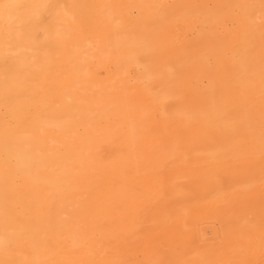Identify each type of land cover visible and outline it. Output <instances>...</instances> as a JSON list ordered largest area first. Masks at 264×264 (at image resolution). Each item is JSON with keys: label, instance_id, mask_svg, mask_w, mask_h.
<instances>
[{"label": "bare ground", "instance_id": "obj_1", "mask_svg": "<svg viewBox=\"0 0 264 264\" xmlns=\"http://www.w3.org/2000/svg\"><path fill=\"white\" fill-rule=\"evenodd\" d=\"M263 2L62 0L54 8V0H0V106L20 121L12 126L0 118V257L7 262L2 264H11L19 252L22 263L39 264L37 241L44 232L65 254L81 251L80 218L92 216L82 199L90 182L112 192L106 210L120 213L99 228L110 233L127 264H139L145 255L146 264L215 263L236 235L250 238V261L264 262V96L251 87L264 74V15H255ZM49 11L50 23H37ZM37 32L51 43L38 42ZM87 34L97 39L94 50ZM51 65L63 70L57 78L88 66L94 76L112 67L117 78L101 104L88 105L89 99L72 111L62 105L31 123L27 113L15 114L13 99L36 90V81L28 88L27 80L22 83L29 68L47 76L42 71ZM35 73L30 75L39 77ZM74 117L76 124H90L79 143L71 137ZM105 147L111 149L107 161ZM18 172L52 188L59 207L47 205L34 222H19L18 212L13 216L10 210ZM129 209L137 214H126ZM64 214L69 218H61ZM208 218L217 225L198 226ZM166 241L179 243L180 253L165 254Z\"/></svg>", "mask_w": 264, "mask_h": 264}, {"label": "rangeland", "instance_id": "obj_2", "mask_svg": "<svg viewBox=\"0 0 264 264\" xmlns=\"http://www.w3.org/2000/svg\"><path fill=\"white\" fill-rule=\"evenodd\" d=\"M58 2H60L59 4H58ZM62 3V0H54V3H53V7L54 8H57L58 6H60V4ZM55 4H56V7H55ZM259 6V7H258ZM255 10H256V12H255V15L258 13L259 14V11H260V15H256V17L258 18H262V16L264 15V2L262 3V4H260V5H258L257 4V6H256V8H255ZM258 11V12H257ZM52 12L51 11H49L45 16H43L42 18H40L39 19V21H37V23H40V24H49L50 22V15L49 14H51ZM263 13V14H262ZM48 15V16H47ZM248 15H250V14H248ZM47 16V17H46ZM46 17V18H45ZM49 17V18H48ZM49 19V20H48ZM41 20V21H40ZM42 20H43V22H42ZM48 20V21H47ZM260 19H257V20H255V22H257V23H260L261 22V20L259 21ZM115 23H118L117 21L115 22ZM21 28H24V26L22 27L21 26ZM35 38L37 39V41L38 42H41L42 44H44V45H48V44H50L51 43V41H52V38L50 37V36H45V37H43L42 36V34H41V36H40V32H37L36 33V36H35ZM43 38V39H42ZM47 39V40H46ZM96 40V42H97V39L95 38H91L90 37V34H89V36H88V34H87V37H86V42L89 44V45H91V47H92V49L94 50V48H95V43L96 42H94ZM95 45V46H94ZM94 47V48H93ZM53 65H51V67H52ZM51 67H49V70H48V68H47V70H45V71H42V72H44V73H46L47 74V76L46 75H44L42 72V75L41 74H39L40 73V71H36V69L33 71V70H31L30 68L28 69V71H30V72H27L25 75V77L27 78V79H25V77L22 79L23 81H22V83L23 82H25L26 80V84H23V86L25 85L26 87L28 86V84H29V86H35L36 87V90L35 91H33L32 92V94L31 95H33V97L30 95V94H28V92H26V93H22L21 95H23V96H21V95H19V97L17 96L16 98H14L13 99V102L14 101H16V103H14V104H16V108L14 107V106H10V107H14L13 108V110L14 109H16V111H15V114H24V113H27L25 116L27 117V119L28 118H30V119H28L29 121H31V123H32V121L33 120H31L32 118L34 119V121L35 120H37V119H39L40 120V116H44L45 114H46V112H49V111H51V112H53V111H55V112H59L60 111V109L62 108V105H64V107L65 108H67L68 110L70 109V111H72V110H76V109H78L79 108V105L80 104H88V100L89 99H91L90 100V102H89V104L88 105H93V106H96L97 104H101V103H99V102H101L102 101V97H105V96H107L108 94H107V91L106 90H108L109 89V92L112 90L111 89V86L112 85H114L115 83V79L117 78V75H116V71L114 70V68H112V67H108V69H106V70H109L110 69V71L108 72L107 71V73H106V70L102 73H100V75L102 76V78H101V76L99 75V74H97V75H95L94 76V73L93 72H91L90 73V71L92 70L93 71V68L90 70V67L88 66V67H83V69H82V67H80V68H77V70H76V68H75V71H74V74H73V77L72 76H69L68 74H66L65 72L64 73H61L60 75L62 76V77H58L57 78V76H56V74L58 73V71L60 70V68L58 67V66H53V67H55V68H51ZM50 68L51 69H53V70H50ZM59 68V69H58ZM55 69V70H54ZM79 69V70H78ZM112 69V70H111ZM27 70V69H26ZM80 70H81V72H80ZM89 70V71H88ZM33 71V72H32ZM36 72V73H35ZM39 72V73H38ZM51 72V73H50ZM59 72H63V70H60ZM76 72H77V74H78V77H77V74H76ZM89 72V73H88ZM112 72V73H111ZM33 73H35V75L37 74V75H39V77L38 76H36V78H34L33 76L34 75H30V74H33ZM48 73L49 74H51L50 76L48 75ZM81 73V74H80ZM85 73H86V76H85ZM110 73V74H109ZM28 74V75H27ZM79 74H80V76H79ZM112 74H113V76H112ZM82 75H83V77H82ZM88 75H89V77H88ZM32 76V77H31ZM42 76V78H40ZM45 76H46V78H45ZM56 76V77H55ZM66 76V77H65ZM105 76V77H104ZM109 76H111V77H109ZM31 77V78H30ZM48 77V78H47ZM65 77V78H64ZM79 77H82V79L83 80H81ZM94 77H96V79H94ZM108 77H109V81H108V83H106L105 84V82H101V81H104L103 79H108ZM114 77V78H113ZM34 80H33V79ZM40 78V79H39ZM54 78H56L55 79V81L56 80H58V82H55L54 81ZM60 78V79H59ZM73 78H74V80H73ZM76 78V79H75ZM85 78V79H84ZM93 78V79H92ZM98 78V79H97ZM264 74L262 75V76H260L259 78H258V80H256L255 82H253L252 84H251V87L253 88V90L254 91H256L257 93H258V96L259 97H261L262 95L264 96V83H261V82H264ZM49 79V80H48ZM66 79H68L67 81H68V83L70 84V85H72L73 84V81H75L76 82V84H74L72 87L66 82ZM71 79L73 80V81H71ZM79 79V81H76V80H78ZM113 79V80H112ZM262 79H263V81H262ZM29 80V81H28ZM32 80V81H31ZM81 80V81H80ZM38 83V84H35V85H32V84H34V83H36V82ZM53 81H54V83H53ZM65 81V82H64ZM101 83H100V82ZM79 82H81V85H79ZM95 82V85H93V83ZM111 82H113V83H111ZM50 83V84H49ZM51 83H53V85L51 84ZM58 83V84H57ZM99 83V84H98ZM103 83V84H102ZM105 84V85H104ZM59 85V87H61L63 90H61V88L59 89V91L58 92H56L55 94H54V90H55V87L57 88V86ZM90 85H91V89H89L90 88ZM255 85V86H254ZM22 86V85H21ZM21 87V88H25V87ZM28 86V87H29ZM78 86H80V88H78ZM86 86H88L87 87V89H85L86 88ZM105 86V87H104ZM259 86V87H258ZM27 87V88H28ZM37 87H38V89L39 90H37ZM42 88L43 87V90H42V92H41V90H40V88ZM71 87V88H70ZM96 89H95V88ZM72 88H75V89H72ZM105 88V89H104ZM261 91H259L258 89ZM26 89V88H25ZM35 88H33V90H34ZM44 89L46 90V93L44 92ZM72 89V90H71ZM79 89V90H78ZM87 90V91H86ZM259 92H258V91ZM66 91L68 92V93H66ZM91 91V92H90ZM103 91V92H102ZM71 92H73V94H71ZM106 92V93H105ZM98 95H97V94ZM262 93V94H261ZM47 94V95H46ZM53 94V95H52ZM105 94V95H104ZM25 95V96H24ZM27 95V96H26ZM99 96V97H98ZM262 96V97H263ZM34 97H38L40 100H38V99H34ZM47 97H49V99H47ZM10 98V97H9ZM8 98V99H9ZM24 100H23V99ZM42 98H43V100H42ZM97 98V99H96ZM19 99L21 100V101H19ZM87 99V100H86ZM45 101V102H47V103H45L44 104V102L42 103V101ZM52 100H53V102H52ZM56 100H57V102H58V104L59 105H57L56 103ZM93 100V101H92ZM98 100V101H97ZM33 101V102H32ZM34 101H35V103H34ZM37 101V102H36ZM54 101L56 102V103H54ZM83 101H85V102H83ZM87 101V102H86ZM18 102V103H17ZM66 102H67V104H66ZM33 105H32V104ZM43 105H42V104ZM52 103V104H51ZM72 103V104H71ZM29 104V105H28ZM49 104V105H48ZM12 105H13V103H12ZM19 107H18V106ZM53 105V106H52ZM57 105V106H56ZM43 106H45V107H43ZM70 106V107H69ZM72 106V107H71ZM20 107H24V109H26L25 111H24V109L23 108H20ZM26 107V108H25ZM34 107V109H32ZM75 107V108H74ZM18 108V109H17ZM28 108V109H27ZM47 108V109H46ZM80 109V108H79ZM23 110V111H22ZM28 111V112H27ZM32 111V112H31ZM14 112V111H13ZM30 112V113H29ZM36 113V115H35V113ZM10 114V115H9ZM11 115V113H10V111L8 110V107H3V105L2 106H0V118L2 119V121H5V122H7V123H9V122H11V124H12V126H17L18 124H19V118H17V116H12ZM75 118H76V121L78 120V118L77 117H74V118H71V120H69L70 121V123H72L73 125H76V127H75V129H74V131L71 133V137L73 138V141H74V143H79L80 141H81V138L83 137V133H84V129L85 128H87V127H89V125L90 124H81V123H79V124H76L77 122L75 121ZM10 120V121H9ZM74 121V122H73ZM75 123V124H74ZM52 126V125H51ZM54 127V126H53ZM106 151V152H105ZM103 152H104V154H105V157H104V159L103 160H105V161H107V160H109L110 159V154H111V149L109 148V147H105L104 148V150H103ZM23 176H25V177H23ZM13 178H14V180H15V185H16V187H15V190H17V191H13L14 192V195L15 196H12L13 198H12V201H16V198H18V199H20L19 201L20 202H24L23 204H21L20 202H19V204L18 203H16V202H18V201H14V202H12V204H13V206L14 207H12V205H11V209L10 210H13L15 213H14V215L12 214L13 213V211L11 212V214L13 215V216H16L17 215V212H18V215L15 217L19 222L20 221H25L26 219L29 221V222H34V217L35 216H37V215H42V213H44V210H45V207L48 205L50 208H55V207H59V205L60 204H57V198H58V195H57V193L52 189V188H50V189H48L47 187H45L42 183H41V181H35V182H31V181H29L30 179L26 176V175H24L23 173H21V172H18V173H16V174H14V176H13ZM17 179V180H16ZM34 183L33 185H31V183ZM30 183V184H29ZM35 183H37V186L35 185ZM35 185V186H34ZM89 185L90 186H88V189H89V187H91L89 190L87 189L86 191V193H88L87 194V196H85V194L83 193L82 195H83V197H82V199L83 200H87V204H89L90 206H89V208L91 207V209H90V213H91V215L93 216H91V218H87V215L86 214H84V216H82V218H80V223H81V225H84V226H82V229H80V234L78 233V239H79V241H80V250L81 251H79L78 253H75V254H71V253H68L67 254V252H66V254H65V252H63V251H61V249H60V246L58 247H56L55 245H54V243H53V240H52V238L48 235V234H46L45 232L44 233H42L41 235H39L38 236V241H37V244H39V245H37L38 246V250H37V254H35V257H37V255L39 256L38 258H36V260H37V262L39 261L40 263L39 264H49V262H50V264H72V263H74V264H110V262H112L111 264H127L126 262H124L123 261V259H122V257H121V255L120 254H118V249H117V244L115 243V241L111 238V236H110V233H108V234H106L105 233V231H103L101 228H99L102 224H105V226L106 225H108V224H110V223H112L114 220H115V214L117 213V214H119L120 213V211L119 210H117V211H108V209L106 210V205H108V200H109V197H110V195L112 196V192L110 191V190H107L106 188H101V187H99V188H97L98 187V185H95V184H93L92 182H90L89 183ZM30 186H32V187H30ZM21 188V189H20ZM47 188V189H46ZM102 189V190H100V191H98V189ZM19 189V190H18ZM42 189H44L43 190V193L41 192V190ZM28 190V191H27ZM30 190H32V191H30ZM34 190V191H33ZM91 190V191H90ZM23 191V192H22ZM46 191V192H45ZM102 191V192H101ZM106 191V193H103V192H105ZM20 192V193H19ZM33 192V193H32ZM22 193V194H21ZM97 193V194H96ZM98 193H100V194H102V196L100 195V194H98ZM21 194V195H20ZM33 195V196H31V195ZM55 194V195H54ZM89 194H91V196H93V197H91ZM108 194V195H107ZM19 195V196H18ZM26 196V197H24V196ZM36 195V196H35ZM47 195V196H46ZM18 196V197H17ZM29 196H31L32 198H33V200H35V202L32 200V198H31V200L29 199L30 197ZM49 196V197H48ZM100 196V197H99ZM25 199H24V198ZM15 198V199H14ZM36 198V199H35ZM90 198H91V201H89L90 200ZM96 198V200L95 201H93L94 199ZM97 198H98V200H97ZM100 198V199H99ZM14 199V200H13ZM22 199V200H21ZM101 199H102V201H101ZM100 200V201H99ZM107 201V203H106V201ZM25 201L26 202H28V203H25ZM34 203H33V202ZM99 201V202H98ZM104 201V202H103ZM30 203V204H29ZM106 203V204H105ZM25 204V206H23ZM86 204V205H87ZM98 204H100V205H98ZM22 205V206H21ZM28 205V206H27ZM35 205V206H34ZM38 205V206H37ZM85 205V206H86ZM35 208H34V207ZM88 206V205H87ZM95 206V207H94ZM100 206V207H99ZM30 207H32V208H30ZM14 208V209H13ZM39 208H41V211H40V209ZM98 208V209H97ZM137 208H139V206L137 207ZM140 210L139 211H141L142 210V208H139ZM17 210V211H16ZM98 210V211H97ZM135 211V212H134ZM95 212H97V216H96V214H95ZM101 213V217H99L100 215H98V214H100ZM105 212V213H104ZM108 212V213H107ZM111 212H112V214H111ZM116 212V213H115ZM248 212H250V210L248 211V210H246V212H245V214H246V216H247V219H249L250 218V213L248 214ZM115 213V214H114ZM16 214V215H15ZM105 214V215H104ZM126 214H129L131 217H134L136 214H137V209H129L128 210V212L126 213ZM95 216L97 217V219H99L100 218V220H96L95 219ZM113 216V217H112ZM18 217V218H17ZM28 217V218H27ZM69 218V216L68 215H62L61 216V218ZM99 217V218H98ZM26 218V219H25ZM30 219V220H29ZM88 220V221H87ZM95 222H97V224L95 223ZM101 222V223H100ZM89 225H88V224ZM95 223V224H94ZM200 223H202V224H200ZM87 224V225H86ZM93 224V225H92ZM90 225H92V226H90ZM206 225V226H205ZM210 225V226H209ZM214 225H217L214 221H212V219H200V221H199V224H198V226L199 227H211V226H214ZM86 226H89L90 227V229L88 228V227H86ZM95 226H96V228H95ZM92 227V228H91ZM24 228V227H23ZM22 228V229H23ZM26 228V227H25ZM95 229V230H94ZM249 230V228H247V227H245L244 228V230H243V228L241 229V233L243 232V231H245V230ZM88 230L90 231V234L88 235ZM97 230V231H96ZM243 230V231H242ZM81 231L83 232H85V233H81ZM92 231V232H91ZM93 231H94V233H93ZM104 233L106 234V235H108V236H106L105 237V235H104ZM125 233H126V235L128 236L129 234H130V228H127L126 230H125ZM247 233H249V232H247ZM86 234V235H85ZM99 234H100V236H99ZM101 234L102 235H104V237H102V238H100L101 237ZM82 235V236H81ZM91 235V236H90ZM44 237V238H47V239H42V238H40V237ZM107 237H108V239H107ZM240 237V236H239ZM237 235L234 237V239L233 240H229L230 241V244L227 246V247H229L228 248V251L226 252V253H224L223 252V255L222 256H224V257H222L221 258V261H217V262H208V264H217V263H219V264H223L224 263V261H225V263L224 264H264V262H259V261H256V262H253V261H250L252 258H251V256H250V253H249V244H250V238L248 237V239H247V237H246V239L247 240H249V241H247L246 239H245V237L242 235V237H240L239 238ZM244 237V238H243ZM40 238V239H39ZM238 238V239H237ZM94 239H96V240H94ZM101 239V240H100ZM241 239H245L244 241H242ZM45 240V241H44ZM89 240H91V242H89ZM252 240V239H251ZM97 241H100V243L99 242H97ZM242 242V243H240V242ZM89 242V243H88ZM97 242V243H96ZM167 242V243H166ZM166 242H163L162 243V245H161V247H162V249H163V251H164V253L165 254H171V255H177V254H179L180 253V251H181V245L179 244V243H176V242H172V243H170V242H168V241H166ZM238 243V245H237V243ZM90 243H92V244H90ZM104 243V244H103ZM114 243H115V245H114ZM164 243H165V245H164ZM249 243V244H248ZM42 244H44V247H43V245ZM90 244V245H89ZM100 244V246H98ZM169 244V245H168ZM239 244H242V245H239ZM46 245V246H45ZM88 245V246H87ZM110 245V246H109ZM111 245H113V247L111 246ZM96 246H97V249H96ZM171 246V247H170ZM246 246V247H245ZM248 246V247H247ZM42 247V248H41ZM90 247H94L95 249H93V248H90ZM111 247V248H110ZM6 248H7V251H12L13 252V249H11L12 247L10 246V245H7L6 246ZM102 248V249H101ZM106 249V250H104V249ZM108 248V249H107ZM110 248V249H109ZM174 248V249H173ZM114 249V250H113ZM117 249V250H116ZM241 249H242V251L244 250V252L242 253V251H241ZM247 250V252H246V250ZM50 250V251H49ZM92 250V251H91ZM93 250H94V252H93ZM100 250L102 251H104L102 254H101V252H100ZM42 251V252H41ZM87 251V252H86ZM89 251V252H88ZM98 253H100V255H98V254H96L97 252ZM110 251L112 252V253H110ZM113 251H117V252H113ZM167 253H166V252ZM170 251H172V252H170ZM240 251V252H239ZM58 252V253H57ZM82 252L84 253V256L83 255H81L82 254ZM91 252V253H90ZM170 252V253H169ZM57 253V254H56ZM64 253V254H63ZM81 253V254H80ZM86 253V254H85ZM44 254V255H43ZM90 254V255H89ZM92 254H94V255H92ZM106 254V255H105ZM114 254H115V256H114ZM17 255H19L18 257H16ZM17 255L16 254H14L13 256H12V258L10 259V261H11V264H13V262H15V264H25L24 262L22 263V260L23 259H21L20 258V256H22V255H20V252L19 253H17ZM43 255V256H42ZM72 255H73V257H72ZM88 255V256H87ZM92 255V256H91ZM98 257H97V256ZM118 255V256H117ZM44 257V258H42V257ZM69 256V257H68ZM70 256H71V258H70ZM82 256H83V258H82ZM94 256V257H93ZM81 257V258H80ZM120 257V258H119ZM86 258V259H85ZM90 258V259H89ZM102 258H104V260L102 259ZM238 258V259H237ZM249 258V259H248ZM93 259V260H92ZM114 259H115V261H114ZM223 259V260H222ZM230 259V260H229ZM0 262H1V264L2 263H7L6 262V260L3 258L2 259V257H0ZM12 260H13V262H12ZM86 260V261H85ZM87 260H89V262H87ZM227 260V261H226ZM9 261V262H10ZM21 263H20V262ZM71 261V262H70ZM99 261H101V263L99 262ZM114 261V262H113ZM243 261V262H242ZM16 262H18V263H16ZM76 262V263H75ZM81 262V263H80ZM94 262V263H93ZM105 262V263H104ZM139 264H146V263H148L149 262V258H148V256H142L141 258H140V260H139ZM251 262V263H250Z\"/></svg>", "mask_w": 264, "mask_h": 264}]
</instances>
